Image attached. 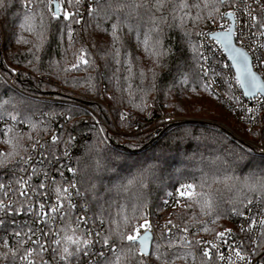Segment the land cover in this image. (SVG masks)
Listing matches in <instances>:
<instances>
[{
  "label": "snow or ice",
  "instance_id": "6c2138e0",
  "mask_svg": "<svg viewBox=\"0 0 264 264\" xmlns=\"http://www.w3.org/2000/svg\"><path fill=\"white\" fill-rule=\"evenodd\" d=\"M16 3L23 10L22 17L9 20L8 12ZM37 20L38 36L43 38L51 31L53 40L67 42L65 54L76 43V35L83 39L88 28L93 29L89 35L111 37V45L97 49L96 57L81 46L74 53L75 63L64 69L95 70V77L85 78L95 93L117 86L131 92L135 80H139L136 89L145 91L144 81L149 78L135 68L139 57L131 49L143 50L163 66L160 62L170 55L164 41L169 33L182 32L178 39L185 42V50L194 59L193 71L182 73L179 81L187 85L185 91L203 89L215 94L214 86L226 84L232 93L228 99L240 104L247 114L243 119L254 126L264 123V0H0V26L18 24L19 30L32 33ZM104 21L109 22L108 27L97 32ZM202 21L215 27L189 30V23L195 28ZM18 42L30 43L22 35ZM31 54L35 56V52ZM0 71L9 75L16 72L4 68L3 61ZM151 87H155L154 82ZM241 97L255 101V105L245 107ZM9 103L4 100L0 109ZM16 111L0 112V120L8 116L22 127L38 128L26 114H13ZM64 119L71 120L72 116ZM56 128L43 142L29 134L27 147L21 146L24 135L18 132L12 151H0V176L8 177V182L0 179L3 264H186L193 256L191 250L198 251L202 264H264V177H245L241 181L244 194L228 198L229 211L238 218V229L235 233L232 229L217 232L218 242L189 239V234H197L194 225L181 227L172 220L159 225L150 219L143 203L133 216L136 223L127 224L125 231L119 225L112 227L114 197H109L114 191L129 190L137 181L106 186L98 183L101 178L95 172L67 163L73 155L70 149L78 143L74 129L63 124ZM11 132L12 127L0 128V137L6 138ZM185 136L191 132L186 131ZM106 139L102 136L99 142ZM4 143L11 144V140L4 139ZM214 184L222 187L213 188ZM235 187L236 178L229 175L183 184L175 194L176 205L182 199L189 201V209L199 204L201 214L211 218L198 222L199 230L209 232L207 224H215L221 216L218 198L223 202L224 193ZM185 248L190 251L185 252Z\"/></svg>",
  "mask_w": 264,
  "mask_h": 264
},
{
  "label": "trees",
  "instance_id": "16d2710c",
  "mask_svg": "<svg viewBox=\"0 0 264 264\" xmlns=\"http://www.w3.org/2000/svg\"><path fill=\"white\" fill-rule=\"evenodd\" d=\"M22 11L19 3H16L15 8L8 12V19L14 21L18 16L22 17ZM206 23L208 22L202 21L195 28L189 23L188 28L191 31H199ZM108 24L107 21L101 22L97 32L102 33ZM77 31L79 32V26ZM92 31V28H88L83 39L76 35V43L68 48L65 54L67 42L53 40L51 31L45 33L43 38L38 36V20L32 33L19 30L18 24L4 23L0 26L3 66L14 68L17 72L16 86H10L0 76V103L4 100L10 101L0 112L12 111L15 108L17 111L13 114H26L38 125L36 129L22 127L15 121L8 122L10 118L4 116L5 127L0 125V128H13V132L9 133L11 144L5 145V148L12 151V145L16 143L14 137L18 132L24 135L20 144L25 147L26 142H29V134L33 136L39 132L47 136L57 130V125H66L67 129H74L73 134L81 143L82 138L87 133L90 134V139L83 143L81 151L77 154L75 167L95 172L101 178L98 183L102 182L106 186L127 184L129 180L137 181L129 190L114 191L110 195L109 198L114 197L111 209L113 228L119 225L126 231L127 224L136 223L133 216L142 203L146 204V211L150 212L156 223L172 220L181 227L185 224L194 225L197 234H189V239H197L199 235L212 236L232 225L237 217L229 211L231 205L228 198L236 199L244 194L246 190L242 188L241 181L245 177H264V154L255 152L245 141L237 139L234 133L247 141H264V123H261L253 134L245 132V128L233 120L210 91H185L187 85H181L179 81L182 79V73L193 71L191 66L194 59L191 52L185 50V42L178 39V36L182 35L179 31L169 33L168 39L164 41L170 55L160 62L163 66H159L157 61L143 50L135 47L131 49L133 55L139 57L135 61V68L143 70L149 78L144 81L145 91L136 89L135 85L139 80L132 82L131 92L121 91L119 86L110 87L106 92L90 91L85 78L95 77V70L64 69L75 63L74 53H77L81 46L90 49L96 57L97 49L111 45V37L89 35ZM20 35L30 43H19ZM30 50L35 52V56ZM98 62L101 65L104 63L103 60ZM1 72L7 78L15 76ZM153 82L154 88L151 87ZM105 106L112 113L115 124L109 119ZM153 108L193 120L172 124L153 141L144 143L141 136L129 133L131 129L121 116L126 111L146 116ZM50 113L55 116H50ZM95 114L102 115L112 130L97 125L94 121ZM68 115L72 116L71 120L64 119ZM100 128L104 129L103 133L99 132ZM118 130L126 133H117ZM186 131H190L191 136H185ZM102 136L107 138L104 143L99 142ZM224 175L236 178V187L231 192L224 193L223 202L218 198L217 211L221 212V216L215 224H207L211 231L199 230L198 222L211 219L201 214L199 204H193L189 209L187 201L184 206L172 210L173 216L169 217L167 205L180 185L199 184L204 179ZM216 187L222 186L214 184L213 188ZM196 191L200 189L197 188ZM169 193L173 195L170 196ZM117 204L121 207H117ZM108 226L106 223L105 227ZM184 251L188 252L190 249L185 248ZM191 251L193 256L188 257L186 264H202L198 251ZM177 264H185V261H178Z\"/></svg>",
  "mask_w": 264,
  "mask_h": 264
},
{
  "label": "built area",
  "instance_id": "2783aa9c",
  "mask_svg": "<svg viewBox=\"0 0 264 264\" xmlns=\"http://www.w3.org/2000/svg\"><path fill=\"white\" fill-rule=\"evenodd\" d=\"M217 20H219V17H217ZM209 27H215L214 25H211L209 22L204 24L200 30H204L207 31ZM199 30V31H200ZM3 60V59H2ZM17 75V72H15V76L13 78H7L5 77L2 72L0 71V76L10 85V86H16L15 85V77ZM46 80V79H43ZM217 84H220L219 79L217 78ZM216 88L215 90V94H213L211 91V93L216 96L218 103H220L221 105L224 106L225 111L233 118V120L237 123H239L240 125H242L245 128V132H249L250 134H253L255 132H257V130L260 127V124H256L255 126L251 123L246 122L245 119H243V117H245L247 114L244 112V109L241 107L240 104H234L231 100L228 99V97L232 94L230 92L227 91V85H221V86H214ZM235 91V90H234ZM236 95H239V91H236ZM241 101L242 103L245 105V107L247 106H253L255 105V101H252L248 98L245 97H241ZM106 110H108V117L111 120V122L113 124H115L114 118L112 116V113L109 111L108 107H106ZM264 113H262L263 115ZM123 117H125L124 119H122L131 129L129 131L130 134L132 135H137V136H141L142 137V141L144 143H148L153 141L157 136H159L168 126L178 123V122H183V121H192V118H188V117H182V116H178L174 113L168 112V111H163L160 110L158 108H153L152 110H150L146 116H141L136 114L135 112L132 111H126L122 114ZM121 116V117H122ZM8 122H10V119L7 120ZM94 121L96 122L97 125L102 126V127H106L109 130H112L110 128V125L108 124L107 120L100 114H95L94 115ZM0 125L4 126V121L0 120ZM5 127V126H4ZM230 132H234L232 129L227 128ZM128 132V131H127ZM117 133H126L123 131L118 130ZM52 134V132H50L47 136H45L44 134H39V132H36L35 134H33L34 138H40L42 140V142L44 140H48L50 135ZM236 138L241 140V141H245L255 152L260 153V154H264V141H260V142H255L252 140H244L242 137H240L238 134L234 133ZM9 134L8 136L5 137H0V151H9L5 148V145H8L6 143H4V139H9ZM88 139H90V134H86L85 137L82 138V143L80 141H77L78 143H75V147L73 149H70V152L73 153L72 157L70 160L66 161L67 163H70L72 166L75 167V161H76V157L77 154H79V152L82 149L83 143L86 142ZM30 144V142H26L25 147H27ZM0 179L4 180V182H8V177L7 175L4 176H0ZM178 190V189H177ZM177 193V191H176ZM175 193V194H176ZM175 194L173 195L172 200L168 203V213L169 217L173 216L172 210L174 209H178L179 207H182L186 204L187 200H181L180 205H176V197ZM149 217L150 219H152V216L150 215V212L148 211ZM165 214H167V211L165 212ZM153 220V219H152ZM234 223L230 226H227L223 229H221L220 231H223L225 229H232L233 232L235 233L238 229V218H236L234 221ZM159 225H165L166 222L164 223H159ZM218 231V232H220ZM9 232H11V229H9ZM0 235H3V232H0ZM197 239L200 240H205V241H216V235H212V236H202L199 235L196 237ZM12 243H15L14 240L11 241ZM218 242V241H216ZM3 249H0V251H2ZM0 264H3V262H0ZM218 264V262H217Z\"/></svg>",
  "mask_w": 264,
  "mask_h": 264
},
{
  "label": "water",
  "instance_id": "95a60500",
  "mask_svg": "<svg viewBox=\"0 0 264 264\" xmlns=\"http://www.w3.org/2000/svg\"><path fill=\"white\" fill-rule=\"evenodd\" d=\"M2 59H3V51H2V48L0 46V61H2Z\"/></svg>",
  "mask_w": 264,
  "mask_h": 264
},
{
  "label": "rangeland",
  "instance_id": "374dc122",
  "mask_svg": "<svg viewBox=\"0 0 264 264\" xmlns=\"http://www.w3.org/2000/svg\"><path fill=\"white\" fill-rule=\"evenodd\" d=\"M226 128V127H225Z\"/></svg>",
  "mask_w": 264,
  "mask_h": 264
}]
</instances>
